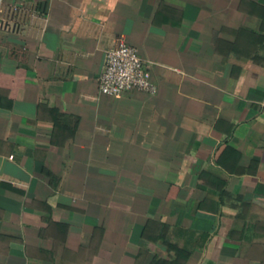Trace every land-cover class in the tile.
<instances>
[{
    "label": "crops",
    "instance_id": "0c3cea01",
    "mask_svg": "<svg viewBox=\"0 0 264 264\" xmlns=\"http://www.w3.org/2000/svg\"><path fill=\"white\" fill-rule=\"evenodd\" d=\"M0 264H264V0H4ZM133 45L156 86L102 94Z\"/></svg>",
    "mask_w": 264,
    "mask_h": 264
},
{
    "label": "built area",
    "instance_id": "2783aa9c",
    "mask_svg": "<svg viewBox=\"0 0 264 264\" xmlns=\"http://www.w3.org/2000/svg\"><path fill=\"white\" fill-rule=\"evenodd\" d=\"M4 0H0V27L4 25L2 17ZM102 94L114 96L124 91L138 90L148 94L156 92V86L145 69L143 59L137 49L118 37L114 46L104 55V66L98 80Z\"/></svg>",
    "mask_w": 264,
    "mask_h": 264
}]
</instances>
